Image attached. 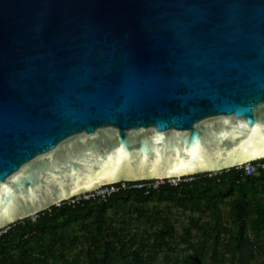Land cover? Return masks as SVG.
Returning <instances> with one entry per match:
<instances>
[{
    "label": "water",
    "instance_id": "95a60500",
    "mask_svg": "<svg viewBox=\"0 0 264 264\" xmlns=\"http://www.w3.org/2000/svg\"><path fill=\"white\" fill-rule=\"evenodd\" d=\"M260 159L264 0H0V229Z\"/></svg>",
    "mask_w": 264,
    "mask_h": 264
},
{
    "label": "trees",
    "instance_id": "16d2710c",
    "mask_svg": "<svg viewBox=\"0 0 264 264\" xmlns=\"http://www.w3.org/2000/svg\"><path fill=\"white\" fill-rule=\"evenodd\" d=\"M259 161L264 159L255 162ZM184 178L189 180L149 193L121 190L107 202L86 200L71 205L65 201L11 224L0 238V264H157L163 248L176 254L167 252L160 264H264V169L252 176L231 168ZM150 202V218L159 226L146 249V237L133 232L130 219L123 218L124 227H115L117 216L110 211L134 206L141 221ZM163 203L180 207L182 214L210 212L212 221L199 226V218L188 215L189 226L180 235L179 219L159 210ZM224 204L230 207L229 223ZM123 213L125 217L126 210ZM200 236L201 241H192Z\"/></svg>",
    "mask_w": 264,
    "mask_h": 264
},
{
    "label": "rangeland",
    "instance_id": "374dc122",
    "mask_svg": "<svg viewBox=\"0 0 264 264\" xmlns=\"http://www.w3.org/2000/svg\"><path fill=\"white\" fill-rule=\"evenodd\" d=\"M168 203H163L159 206V210H163V215H168L170 214L171 215V218L174 220L175 218H178L179 221L176 222V227H177V232L178 234L181 235V233H183V228L185 226H189V219H190V216L194 217V218H199V221H198V225L200 226V224H206L210 221H212V218L210 217L209 213L210 212H206V213H200V212H194V213H191V212H187V214H182V210L180 207H176V206H167ZM151 206H153V203L150 202L149 204V209H148V213H147V216L144 217V219H142L141 221L137 219L136 217V212L135 210L133 209L134 206H130L128 205L126 207V209H123V210H120L118 211L117 213L114 211V210H111L110 213H115V215L117 216L116 217V220L115 223H114V226L115 227H124V223L122 222L123 221V218H127V219H130V227L132 228L133 232L138 234L140 237H146L145 240V245H147L146 249L149 248V246L151 245L152 241H153V236H154V232L156 231V229H158V226L159 224H155L154 223V219H151L150 217H153L152 215V210H151ZM172 207V208H171ZM224 207V211H225V217H226V220H227V223H229V219H230V207L229 205L227 204H224L223 205ZM171 209V210H170ZM124 210H126V213L127 215L124 217ZM227 212V213H226ZM162 215V216H163ZM190 215V216H188ZM193 233H197V235H200L201 232H198V229H195L193 228ZM215 233H213L214 235ZM224 237H225V234H224ZM227 237L224 238V242L226 241ZM199 239L200 241L203 239L201 236L200 237H194L192 239L193 240H197ZM140 243H142L140 241ZM182 246V243H180V245L177 247V250L179 248H181ZM209 248H212V245L210 243V247ZM79 250V247L75 249V254H76V251ZM169 253L170 255H175L176 254V251H169V250H166V248H163L160 253L158 254V259H156V263L157 264H160L162 262L165 261V255L166 253ZM181 252V251H180ZM178 251V253H180ZM148 254V253H146Z\"/></svg>",
    "mask_w": 264,
    "mask_h": 264
},
{
    "label": "built area",
    "instance_id": "2783aa9c",
    "mask_svg": "<svg viewBox=\"0 0 264 264\" xmlns=\"http://www.w3.org/2000/svg\"><path fill=\"white\" fill-rule=\"evenodd\" d=\"M255 161L246 162L244 164L237 166L236 168L238 170L243 171L245 176H252L256 174L260 169H264L263 161H259V162H255ZM188 180L189 178L172 177V178H156L153 180H145V181L129 180V181L111 182L102 185L99 189L95 191L77 195L67 201L71 205H77L81 201H86V200H98L101 202H107L112 195H114L115 193L121 190L138 189V190H145L146 193H149L150 191L158 190L162 185L169 184L172 186H178L182 181H188ZM6 230L7 228L0 229V238L6 232Z\"/></svg>",
    "mask_w": 264,
    "mask_h": 264
},
{
    "label": "crops",
    "instance_id": "0c3cea01",
    "mask_svg": "<svg viewBox=\"0 0 264 264\" xmlns=\"http://www.w3.org/2000/svg\"><path fill=\"white\" fill-rule=\"evenodd\" d=\"M223 208H224V207H223ZM224 210H225V209H224ZM224 212H225V211H224ZM214 235H215V234H214ZM222 238H223V240H224V238H225V237H224V236H222ZM211 240L213 241V238H211Z\"/></svg>",
    "mask_w": 264,
    "mask_h": 264
},
{
    "label": "bare ground",
    "instance_id": "6f19581e",
    "mask_svg": "<svg viewBox=\"0 0 264 264\" xmlns=\"http://www.w3.org/2000/svg\"><path fill=\"white\" fill-rule=\"evenodd\" d=\"M256 157V156H255Z\"/></svg>",
    "mask_w": 264,
    "mask_h": 264
},
{
    "label": "clouds",
    "instance_id": "9594fccd",
    "mask_svg": "<svg viewBox=\"0 0 264 264\" xmlns=\"http://www.w3.org/2000/svg\"><path fill=\"white\" fill-rule=\"evenodd\" d=\"M187 177V176H186Z\"/></svg>",
    "mask_w": 264,
    "mask_h": 264
}]
</instances>
